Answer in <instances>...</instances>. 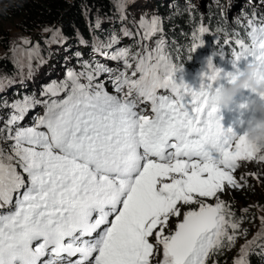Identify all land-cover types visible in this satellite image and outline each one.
Wrapping results in <instances>:
<instances>
[{
  "label": "snow or ice",
  "instance_id": "obj_1",
  "mask_svg": "<svg viewBox=\"0 0 264 264\" xmlns=\"http://www.w3.org/2000/svg\"><path fill=\"white\" fill-rule=\"evenodd\" d=\"M244 15L243 35L233 30L234 39L224 40L235 69L225 73L228 83L241 62L255 64L264 80V12ZM139 29L143 40L162 31L156 16H141ZM208 31L200 25L193 32L191 51ZM118 43L113 33L93 51L122 69L85 61L83 71L70 68L59 84L45 86L40 95L48 99L0 103L12 110L0 127V143L8 144L0 147V264H208L246 235L220 194L241 187L234 176L241 161L264 162V154L246 133L224 128L209 103L223 86L214 88L222 69L210 60L196 89L178 78L183 67L164 41L144 45L143 54L103 51ZM37 49L26 53L29 75ZM37 106L43 114L21 126ZM262 234L242 246L234 264H249L253 252L264 258V245L251 247Z\"/></svg>",
  "mask_w": 264,
  "mask_h": 264
},
{
  "label": "trees",
  "instance_id": "obj_2",
  "mask_svg": "<svg viewBox=\"0 0 264 264\" xmlns=\"http://www.w3.org/2000/svg\"><path fill=\"white\" fill-rule=\"evenodd\" d=\"M254 1L250 7L247 3L249 0L243 1V4L238 0H149V4L145 0H6L0 7V103H11V95L14 94L12 92L20 91L21 72L17 73V69L21 66L10 58L14 53L13 41L16 36L13 32L30 42L33 40L34 46L38 45L30 61L33 70L39 66H51L63 68L65 73L70 68L80 72L84 70L82 64L85 61L93 66L96 62L107 63V60L95 58L93 49L101 42H107L113 33L118 37L119 43L111 48V52L117 48H130L133 54H143L144 45L154 48L150 43L145 44L142 39L139 21L141 16L147 20L156 16L162 28V31L156 33L157 41H164L177 68L183 67L182 72L177 73L178 78L182 76L186 83H192L201 79L202 72H208V57L212 58L214 67L222 69L221 77L225 75L227 68L232 67L231 51L224 44V40L234 39L233 30L243 35L244 29L241 25L247 24L244 14L250 17L254 9L264 12ZM122 16L126 19L122 20ZM237 19L240 21L239 25L235 22ZM200 25L209 31L202 37L203 45L191 51L194 43L192 34ZM4 26H10V29H4ZM45 28L58 29L59 36L54 39L52 32L45 31ZM123 28H127L134 35L124 36L121 31ZM221 50L223 56L219 54ZM22 52L18 63L27 58V52ZM77 52L81 54L79 57L76 56ZM24 64L29 69L28 59L24 60ZM111 65L118 64L113 61ZM8 93L12 94L6 96ZM19 96L21 97L20 94ZM5 109H0V116ZM7 146L8 144H4V147ZM244 181L245 185L249 183L244 188L245 192L232 191L228 198L225 197L228 199L225 204L242 221L238 232L246 230V235H238L235 241L240 244L243 239L250 238L253 241L264 229V224L259 220L264 219V180L256 177L245 178ZM250 204L257 205L254 209L258 215L255 221L250 213L242 211ZM258 245H264V234L251 245L255 252L260 251ZM236 246L225 247L212 255L210 263L234 264L238 259L235 257L241 255L238 252L241 248ZM247 259L249 264H264V258L254 252Z\"/></svg>",
  "mask_w": 264,
  "mask_h": 264
},
{
  "label": "rangeland",
  "instance_id": "obj_3",
  "mask_svg": "<svg viewBox=\"0 0 264 264\" xmlns=\"http://www.w3.org/2000/svg\"><path fill=\"white\" fill-rule=\"evenodd\" d=\"M5 1L6 0H0V7L3 4V2H5ZM116 1H118V0H116ZM145 1H146V4H149L150 3L149 0H145ZM254 3L255 4H259L261 7L262 6L264 7V4H262L260 2V0H255ZM10 26H7V27L4 26L5 27L4 29H10ZM13 33H14L13 35H16V36H14L15 39L13 41V46H14L13 49H16V51L15 52L12 51L14 53H12V55L10 56V58L13 61L15 60L17 62V65H20L21 66V68L17 69V73H19V71L21 72V76H20V79H19V81L21 83L20 89H26L36 99H41V100L48 99L49 97H47V96L42 97L40 95V92L45 88V86L53 85L54 83L55 84H59L61 81H63L65 79V76H66L65 71L63 70V68L58 69V68H53V67H50L49 68V67L39 66V67L36 68V70H33V67H32L31 68V74L29 75V69H27L25 67V64H24V60H27L28 58H25V59L19 61V63H18V60H20L22 58V55H23V52L22 51L27 52L28 49H31V48L34 47V44L31 45L32 43H29V44L25 45L23 43V39H25V38L18 37L19 35L16 32H13ZM27 40H29V39H27ZM150 41H151V38L148 39V40H146L147 43H150ZM103 51H106L109 54L112 53V52H110V49H103ZM1 53H2V48L0 47V54ZM99 54L100 53L96 52L95 55L98 56ZM100 79H103V78H100ZM12 93H15V92H12ZM12 93H8L6 96H9ZM61 95H63V94H61ZM35 109H40L39 115H42L43 114V111H44L43 106H37ZM7 119H8V115L7 114L5 115V118L0 119V127H3L4 122ZM4 144L6 145L7 143H0V147H3L4 149H7L8 146L7 147H4ZM247 169L250 172L248 174V177L247 178H251V179L253 178L254 179V178L257 177L261 181L264 180V164H257V165H255V164H252L251 162H248L247 163V168L245 166H243L241 168V170H240L241 171V174L246 173ZM246 185L248 186L249 183H246ZM246 185H244V187H246ZM242 189H240L238 191H241V192L244 191ZM223 196H226V198H228L227 197V194H224V192L220 194V199L226 203L228 201V199H225V197H223ZM211 201H208L207 203H212V204L215 203V200L214 199L211 200ZM191 207L195 208L196 205H192ZM256 207H257V205H254V204H250V206L245 207V209H247V212L252 215L251 218H252L253 221H255L254 219L257 220V217H258L257 213L254 210ZM242 211H243V209H242ZM247 212H245V213L248 214ZM259 220H260V222H262V219L261 218H259ZM176 222H177L176 219H173L172 220L171 225H172L173 228H174ZM248 228H250V227H248ZM252 228H254L256 230L258 229L256 226H254V227L252 226ZM251 240L252 239H250V238L249 239H243L241 241V244L237 241V243L235 242V245H237L236 247L242 248V246L246 245ZM240 251H241V249L238 252H240ZM238 252H236V253H238ZM237 258H240V257L239 256L238 257H235V259H237Z\"/></svg>",
  "mask_w": 264,
  "mask_h": 264
},
{
  "label": "clouds",
  "instance_id": "obj_4",
  "mask_svg": "<svg viewBox=\"0 0 264 264\" xmlns=\"http://www.w3.org/2000/svg\"><path fill=\"white\" fill-rule=\"evenodd\" d=\"M212 58H207V69H209V61ZM201 73V78L203 76ZM243 90H250L255 93L256 98L250 103L244 104L246 110H251L254 115L247 123L245 129L247 142L261 149V154H264V80H260L256 75V65L247 64L241 73L237 75L228 86L219 87L218 91H214L209 99V103L215 105L218 110L230 109L234 104L238 95L242 94Z\"/></svg>",
  "mask_w": 264,
  "mask_h": 264
}]
</instances>
